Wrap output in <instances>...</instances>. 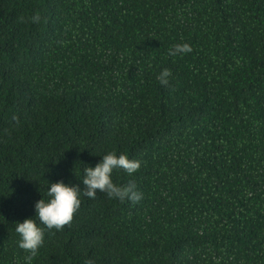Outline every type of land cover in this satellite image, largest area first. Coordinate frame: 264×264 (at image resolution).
Segmentation results:
<instances>
[{"label": "trees", "instance_id": "trees-1", "mask_svg": "<svg viewBox=\"0 0 264 264\" xmlns=\"http://www.w3.org/2000/svg\"><path fill=\"white\" fill-rule=\"evenodd\" d=\"M110 152L142 199L83 197L31 264H264V0H0V264Z\"/></svg>", "mask_w": 264, "mask_h": 264}, {"label": "clouds", "instance_id": "clouds-1", "mask_svg": "<svg viewBox=\"0 0 264 264\" xmlns=\"http://www.w3.org/2000/svg\"><path fill=\"white\" fill-rule=\"evenodd\" d=\"M31 20L38 23L39 14L31 17ZM191 51V46L184 43L174 45L169 49L168 54L176 57ZM170 76L171 71L163 69L157 79L162 86H167ZM140 167L139 160L130 159L126 154L117 155L116 152H110L103 155L95 167L83 168L81 181L83 187L81 184H66L64 181L48 183L47 199L43 197L34 205L35 217L15 223V232L20 237L18 247L28 253L27 264H31L32 259L37 256L39 249L43 246L45 231L53 229L59 231L69 224L80 208L83 197L95 199L99 192L121 202H139L142 199V193L136 190V185H118L113 182L112 174L116 169H123L127 174L132 175ZM85 264H93V261L88 260Z\"/></svg>", "mask_w": 264, "mask_h": 264}]
</instances>
